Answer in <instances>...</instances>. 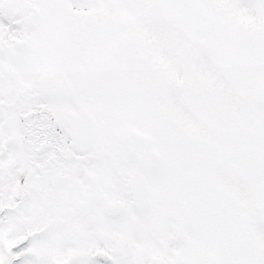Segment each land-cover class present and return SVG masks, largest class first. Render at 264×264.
I'll use <instances>...</instances> for the list:
<instances>
[{
    "label": "snow or ice",
    "instance_id": "obj_1",
    "mask_svg": "<svg viewBox=\"0 0 264 264\" xmlns=\"http://www.w3.org/2000/svg\"><path fill=\"white\" fill-rule=\"evenodd\" d=\"M0 264H264V0H0Z\"/></svg>",
    "mask_w": 264,
    "mask_h": 264
}]
</instances>
